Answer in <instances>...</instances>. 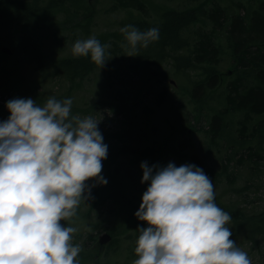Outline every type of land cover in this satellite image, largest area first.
Returning a JSON list of instances; mask_svg holds the SVG:
<instances>
[{"label":"rangeland","instance_id":"374dc122","mask_svg":"<svg viewBox=\"0 0 264 264\" xmlns=\"http://www.w3.org/2000/svg\"><path fill=\"white\" fill-rule=\"evenodd\" d=\"M10 1L0 0V96H7L0 98V122L7 121L11 115L7 108L9 100L31 98L38 106H44L50 97L58 101L72 99L71 116L82 119L91 116L99 122L103 143L120 155L109 161L110 152L102 161L101 175L107 184L97 183L95 179L87 181L84 195L89 198L81 200L71 222L78 229L72 243L82 249L77 257L79 264H133L138 258L135 254L138 232L130 225L137 223L138 229L149 226L135 215L150 185V181L141 182V164L147 162L149 167L194 164L200 168L196 159L203 160L201 155L209 146L208 120L216 110L227 105V86L241 74L227 27H214L212 23L203 26L198 22L185 31L191 40L187 48L191 49L180 50V54L194 48L197 31L205 27L207 32H213L221 51L217 67L222 82L204 99L196 101L190 90L192 81L201 78L203 67L209 64L200 62L203 64L177 71L174 57L169 56L170 48L166 47L165 56L160 59L159 45L153 48L156 41L146 48L138 45L137 56H126L121 45L127 42L120 29L128 25L136 27L134 23L142 15L137 9H114L117 3L113 0L71 1L64 7L42 8L47 6L46 0L40 3L39 13L25 16L8 6ZM145 1L149 12L144 18L149 23H160L173 9L186 10L201 3L212 5V0ZM238 2L220 1L230 15L237 10L245 11L244 6L237 8ZM93 35L102 45H110L105 51L103 68L94 64L88 75L77 76L75 80L40 73L39 56L46 55L44 63L74 56L72 47L76 40ZM3 46L9 47L12 53H4ZM150 84L153 87L148 91ZM162 89L165 94L158 103L157 95ZM240 116V112H229L222 137L212 146L207 165L215 171L227 161L225 157L230 149L239 146L236 138ZM262 118L256 117V122ZM252 144L259 147L260 156H250L248 148L239 147L228 164V173L233 177L224 174L212 183L215 203L231 216L225 225L232 232L230 239L248 254L251 264H264V231L251 239L241 235L243 232L236 225V216L241 211L253 214L264 211V140L259 135ZM147 147L153 148L149 156L133 151L141 152ZM60 223L65 227L69 224L68 221ZM105 232L120 239L119 242L109 248L111 240L102 247L99 239ZM132 232L136 238L126 239Z\"/></svg>","mask_w":264,"mask_h":264},{"label":"clouds","instance_id":"9594fccd","mask_svg":"<svg viewBox=\"0 0 264 264\" xmlns=\"http://www.w3.org/2000/svg\"><path fill=\"white\" fill-rule=\"evenodd\" d=\"M126 56L159 39V29H120ZM102 45L91 36L76 40L72 53L89 56L101 68ZM72 99L31 98L7 102L11 115L0 122V264H79L71 226L87 181L107 184L101 175L108 146L93 117L71 116ZM150 185L135 213L149 225L139 228L133 264H251L230 239L231 216L215 203L211 179L194 164H141ZM90 196V189H89ZM68 221L67 226L60 222Z\"/></svg>","mask_w":264,"mask_h":264},{"label":"trees","instance_id":"16d2710c","mask_svg":"<svg viewBox=\"0 0 264 264\" xmlns=\"http://www.w3.org/2000/svg\"><path fill=\"white\" fill-rule=\"evenodd\" d=\"M45 1L31 0L30 2L29 0H14L12 5L11 0L8 6L13 7L19 14L29 16V14L39 13L41 11L39 9L42 8L53 9L59 6L64 7L66 4L71 3V1L81 0H47V6L41 8L40 3ZM113 1L117 3L114 9L119 7L134 8L141 12L142 15L134 23L140 31H146L153 27L159 29V39L156 40L153 48L155 49L159 45L158 56L161 59L165 56L166 47H169L171 51L169 56L174 57L177 71L196 67L200 62L209 64L203 67L204 72L202 71V77L192 81L190 90L196 101L204 99L211 90L216 89L221 84V71L217 67L221 51L219 44L214 40L213 32H207L206 27L197 31L194 48L187 50L191 49L187 48L191 44V40L185 31L191 24L198 22H201L203 26H208V24L212 23L214 27H227L232 53L238 62L241 74L237 75L227 86V105L224 109L216 110L212 118L208 120L206 132L210 138L209 146L204 150V154L201 155L204 159H196V161L211 181H214L224 174L232 176L228 173V164L234 157V154L239 151V147L248 148L250 156L254 154L260 156L258 153L259 147L253 146L252 141L259 135L264 140V118L256 122V117L264 116V0H248V2L239 0L237 8L240 9L244 6L245 11L242 13L240 10H237L231 15L225 9L227 7H223L220 3L221 0H212L210 7L207 5L208 3H201L195 8L170 10L163 16L164 19L160 23L145 21L144 17L145 15L148 16L149 12L145 0ZM185 48H187L186 51L190 52L186 54L178 52ZM44 56L46 55L43 54L38 57L40 73L43 72L44 75H49L50 73L59 74L68 78L72 77V80H75L77 76L84 78L93 70L95 64L92 62L90 55L87 57L63 56L46 63H44ZM35 61L37 62V60ZM152 87L153 84H150L147 86V90L150 91ZM164 94L165 90H160L157 95L158 103L163 101ZM146 108H149V106L146 105ZM230 111L241 113L238 119V137L236 138L239 146L230 149L231 152H228L225 157L227 161L222 163V168L219 171H215L207 165V160L211 155L212 146L217 144V140L222 137L227 124L226 118ZM126 150L124 148L123 152ZM133 151L141 153L142 156H149L152 154L153 148L147 147L141 152H139V149H133ZM109 153V161L120 155L108 149ZM123 187H126L125 183ZM236 220L237 228L240 232H243L241 235L247 238L253 239L259 231H264V211L258 214L241 211V215L237 214ZM136 225L137 223H133L130 226L137 230V237L139 238L140 233ZM91 237L92 235H90ZM125 238L134 239L136 237L132 232ZM119 240L118 238H112L109 248L118 243Z\"/></svg>","mask_w":264,"mask_h":264},{"label":"water","instance_id":"95a60500","mask_svg":"<svg viewBox=\"0 0 264 264\" xmlns=\"http://www.w3.org/2000/svg\"><path fill=\"white\" fill-rule=\"evenodd\" d=\"M2 50L5 53H12V50L7 46H3ZM112 238H113V236L109 232H105L103 235H101L99 241L102 244H107L112 240Z\"/></svg>","mask_w":264,"mask_h":264},{"label":"built area","instance_id":"2783aa9c","mask_svg":"<svg viewBox=\"0 0 264 264\" xmlns=\"http://www.w3.org/2000/svg\"><path fill=\"white\" fill-rule=\"evenodd\" d=\"M6 97H7L6 95H4V96H0L1 99H4V98H6Z\"/></svg>","mask_w":264,"mask_h":264},{"label":"flooded vegetation","instance_id":"af4514ba","mask_svg":"<svg viewBox=\"0 0 264 264\" xmlns=\"http://www.w3.org/2000/svg\"><path fill=\"white\" fill-rule=\"evenodd\" d=\"M109 243H107V244H102V247H105V246H107Z\"/></svg>","mask_w":264,"mask_h":264}]
</instances>
